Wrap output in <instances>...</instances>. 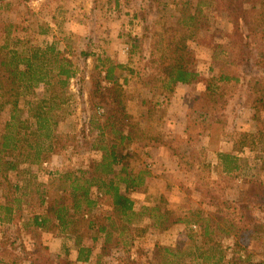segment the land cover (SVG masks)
I'll return each instance as SVG.
<instances>
[{"label":"rangeland","instance_id":"374dc122","mask_svg":"<svg viewBox=\"0 0 264 264\" xmlns=\"http://www.w3.org/2000/svg\"><path fill=\"white\" fill-rule=\"evenodd\" d=\"M200 1L0 0V46L54 43L76 71L64 89L55 79L25 89L0 69V145L11 113L20 139L17 150L0 152V201L21 200L16 219L0 233L4 264H75L70 236L22 223L29 212L30 221L33 213L44 212L58 173L88 169L101 158L102 144L119 145L117 126L108 119L130 131L133 139L123 144L135 154V170L149 175L129 194L136 211L131 222L123 228L125 222L116 220L109 242L87 229L79 233L93 251L81 264H161L157 246L170 247L179 264H218L219 253V264L264 262V104L253 109L261 93L251 88L257 80L264 92V0H202L199 12ZM229 2L241 7L230 14ZM193 12L197 19L187 48L198 78L170 91L160 63L169 39L187 29L178 20ZM106 57L125 66L118 92L109 91L112 84L102 78L100 61ZM220 74L239 81L219 80ZM98 85L107 92L99 93ZM45 113L53 124L50 150L34 116ZM219 152L236 156L237 168L224 171ZM100 195L92 189V197H100L92 210L96 220L116 219ZM152 212L161 221L157 227ZM206 224L210 234L204 240ZM205 251L208 260L198 257Z\"/></svg>","mask_w":264,"mask_h":264},{"label":"trees","instance_id":"16d2710c","mask_svg":"<svg viewBox=\"0 0 264 264\" xmlns=\"http://www.w3.org/2000/svg\"><path fill=\"white\" fill-rule=\"evenodd\" d=\"M201 4L202 0L197 4L199 12H201V8L199 7ZM240 7L229 2L228 8L231 10L230 14H234ZM196 12L189 13L178 20V25L186 22L187 29L183 31L182 35L176 36L174 34L169 39L167 45L168 52L166 57H163L166 60L160 63V70L163 74V80H165L164 86L167 90H175L178 84L191 85L198 78V72L192 67L193 54L187 48V39L193 36L191 22L195 21L194 25L196 24ZM170 31L175 33V29H171ZM15 42L20 43L21 40L17 38ZM1 52H3V56L0 57V69L7 72V78L11 84H21L25 89H32L40 84L50 85L54 79L57 86L60 89H64L68 86L69 80L76 72L72 61L66 59L65 55L60 53L54 43L26 48H9L7 44H3L0 46ZM81 54L87 55L86 53ZM100 65L104 67L102 78L112 84L109 91L112 89L116 92L118 89V73L120 69L125 68L124 64L106 57L100 61ZM243 79V77H240L241 83ZM219 80L239 81V78L234 75L220 74ZM124 81H126L125 77ZM258 85H260V82L256 80L251 87L252 92H255L257 86V90L261 93L256 98L257 105L253 108L255 111L260 110L259 105L264 104V92L261 91L262 87L258 88ZM207 89L209 90V87ZM107 90H102L98 85L99 93L104 94ZM34 116L36 117L38 130L41 132L40 136L44 140L50 141L48 146V150H50L53 145L51 114L47 115L45 113V115L37 116L35 114ZM112 116L113 114L110 118ZM107 122L111 127L117 126L116 132L120 135L119 145L116 143L102 144L99 147L102 151L101 158L93 161L88 169L67 170L58 173L54 178V181L58 184L56 193L48 197L45 212L33 215L32 218L35 227L57 229L58 233H66L74 240L73 245L76 248L75 264L77 262H88L93 255L92 248L82 242V236L79 233H83L82 230L87 229L90 232L97 233V236L102 234L104 242H109L112 234L110 231L111 229H115L114 222L116 220L119 225H121L120 222H125V224L121 225L123 228L131 222V218L136 211L134 209V201L129 194L141 186L145 176L149 175V172L145 169L135 170L133 166L135 154L123 144L125 140L131 141L133 139L130 131L125 133L120 129V125L116 121H111V119H108ZM18 134L19 131L15 125V114L11 113L10 120L6 124V134L0 145V152L1 150H17L18 143L20 142ZM27 146L29 147L30 144L28 143ZM119 146L123 147L119 149ZM40 153L41 149L38 148L35 153V160L39 159ZM218 157L223 162L224 171H232L237 168L235 164L237 160L236 156L230 153L219 152ZM7 164L10 169L15 168L14 163L8 161ZM122 184L124 185L123 191L121 189ZM93 188L101 193L100 196L102 198L110 201L113 212L117 214L116 219L111 215H104L101 216L102 221L96 220L97 216L92 210L97 206V201L100 197H92ZM43 202L45 203V199L41 198V203ZM149 210L156 211V208H150ZM7 212L10 213V210H7ZM151 217L155 219L152 223L153 226L157 227L161 222L160 219L153 212L150 213ZM165 220H167L166 214L163 215V221ZM69 233H74L75 235ZM209 234V227L206 224L201 235L206 240ZM91 239L93 241L97 240L96 235ZM157 249L164 257L161 264H179V261L176 260L179 257L178 254L173 252L170 247L157 246ZM196 250H200V248L198 247ZM207 254V251L200 252L198 257H204L208 260L211 256H207ZM214 254H216V250ZM214 254L212 251L213 256ZM223 258L224 255L219 253L217 258L218 264ZM0 264L4 263L0 260ZM231 264H236V262H232ZM256 264H264V262L258 261Z\"/></svg>","mask_w":264,"mask_h":264},{"label":"crops","instance_id":"0c3cea01","mask_svg":"<svg viewBox=\"0 0 264 264\" xmlns=\"http://www.w3.org/2000/svg\"><path fill=\"white\" fill-rule=\"evenodd\" d=\"M117 60H120V59H117ZM179 85L180 84H178L177 87ZM185 86H188V85H185ZM13 169H15V168H13ZM14 188H15V190L16 189L17 190L20 189V187L17 186V185H15ZM0 197H1V194H0ZM2 197H3V195H2ZM20 202H21V200L18 197H16V196L12 197V199H9V200L0 201V233H5L6 229L8 228V225L10 223L14 222V220L16 219L17 215H16L15 212H16L17 209H20ZM25 204L29 205V203H26V201H25ZM24 207H26V206L24 205ZM7 210H10V213H8ZM44 212H45V210H44ZM30 214H31V212L28 213L27 219L24 221V223H22L23 227L26 228V229L28 227H35L33 225V222H32L33 216H32L31 221H30V218H29ZM33 214L34 215H38L37 213H33ZM0 237H1V235H0ZM74 253L75 254L72 257V260L76 259V252H74ZM78 264H81V263L79 262Z\"/></svg>","mask_w":264,"mask_h":264}]
</instances>
